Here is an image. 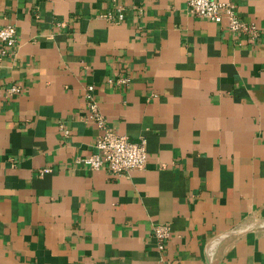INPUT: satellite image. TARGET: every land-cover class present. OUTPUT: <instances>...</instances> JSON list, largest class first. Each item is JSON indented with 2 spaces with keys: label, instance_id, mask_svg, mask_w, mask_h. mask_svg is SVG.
Returning <instances> with one entry per match:
<instances>
[{
  "label": "crops",
  "instance_id": "0c3cea01",
  "mask_svg": "<svg viewBox=\"0 0 264 264\" xmlns=\"http://www.w3.org/2000/svg\"><path fill=\"white\" fill-rule=\"evenodd\" d=\"M218 1L259 37L185 0H0L17 38L0 52V264H264V224L215 241L264 221V0ZM116 6L120 23L99 17ZM88 86L110 129L145 140L143 170L79 163L99 134Z\"/></svg>",
  "mask_w": 264,
  "mask_h": 264
},
{
  "label": "built area",
  "instance_id": "2783aa9c",
  "mask_svg": "<svg viewBox=\"0 0 264 264\" xmlns=\"http://www.w3.org/2000/svg\"><path fill=\"white\" fill-rule=\"evenodd\" d=\"M186 10L189 16L195 19H203L215 24L226 21L225 29L236 35L246 37V40L253 42L259 37V31L254 23L241 20L236 12V7L230 1L218 0H185ZM108 23L118 24L123 20L124 9L116 6L99 16ZM17 44L16 29L13 25H0V52L1 55L12 50ZM118 86H127L128 78H111L108 81ZM93 87L86 88L87 114L85 121L95 125L99 134L95 137L93 148L95 153L79 160L90 171L106 169L111 176H122L135 170H143L147 163L145 140L132 142L127 137L116 134L107 126L106 120L99 111L97 101L92 95ZM22 92L19 85H11L5 90L6 95L15 96ZM68 135V131H65ZM50 172V169L39 170L43 176ZM170 236V225H156L152 229V237L156 242L159 252L165 249V243Z\"/></svg>",
  "mask_w": 264,
  "mask_h": 264
},
{
  "label": "water",
  "instance_id": "95a60500",
  "mask_svg": "<svg viewBox=\"0 0 264 264\" xmlns=\"http://www.w3.org/2000/svg\"><path fill=\"white\" fill-rule=\"evenodd\" d=\"M264 224V221H260V222H256V223H253L247 227H245L244 229H241L239 231H234V232H230V233H225L223 235H220L219 237H217L215 239V241H218L220 239H224V238H228V237H232V236H239L245 232H248L250 230H253L255 229L256 227L260 226V225H263Z\"/></svg>",
  "mask_w": 264,
  "mask_h": 264
}]
</instances>
